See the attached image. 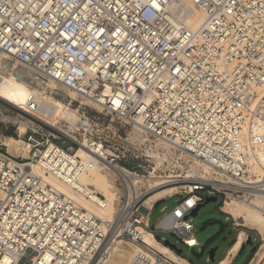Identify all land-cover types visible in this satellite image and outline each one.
<instances>
[{"label": "built area", "instance_id": "built-area-1", "mask_svg": "<svg viewBox=\"0 0 264 264\" xmlns=\"http://www.w3.org/2000/svg\"><path fill=\"white\" fill-rule=\"evenodd\" d=\"M183 3L204 17L196 30L171 19ZM1 59L69 92L45 90L77 118L37 92L17 110L30 126L16 136L22 154L0 143V264L29 251V264L105 263L108 223L34 167L66 185L112 167L153 183L146 194L174 186L164 200H182L154 231L188 248L197 243L190 215L207 197L223 207L264 196V0H0ZM116 185L122 236L147 247L136 229L150 232L154 204L132 205L125 179Z\"/></svg>", "mask_w": 264, "mask_h": 264}, {"label": "bare ground", "instance_id": "bare-ground-1", "mask_svg": "<svg viewBox=\"0 0 264 264\" xmlns=\"http://www.w3.org/2000/svg\"><path fill=\"white\" fill-rule=\"evenodd\" d=\"M172 21L176 26L180 23L184 24L190 30H196L202 23L204 17L197 8L192 4L183 3L180 4L174 11H172ZM21 72V73H20ZM40 80V79H38ZM55 85H51L46 81L41 80L36 86L31 82L29 74L26 71H18L14 64H10L5 59L0 60V101H3L19 110H25L28 96L32 93H40L39 102L49 105L54 108L58 113L62 111L65 117L75 120L77 115L74 112H67L63 110V106L60 101L55 99L53 96L45 93L46 89H51V92L58 90ZM264 86V85H263ZM37 87V88H36ZM70 94V93H69ZM71 95V94H70ZM72 96V95H71ZM4 120H8L7 117H2ZM16 121L18 119H15ZM19 134H23L26 128L30 126L28 122L19 121ZM259 133L264 132V124H261V128L258 129ZM7 147V152L13 154L14 150L23 153L24 151L21 142L16 139H9L4 144ZM83 150L78 153L79 156L83 157ZM97 160L98 157H94ZM100 160V159H99ZM261 164L264 166V158L260 159ZM103 168H96L87 173L80 175L78 180L74 181L72 185L64 184L60 178L52 175H45L41 168L34 167L33 172L42 177L47 183L52 185L58 191L69 196L75 203L84 208L92 216L101 219L104 223H108L107 238L104 244V250L106 251V259L104 264H166L158 261L156 253H173L165 246L160 244L153 236V234L142 227H137L139 232V238L147 247H143L137 243H131L133 245L135 252L131 255H126L123 251L116 247L115 244L121 243L117 242V238L120 233L124 230L122 221L124 215H116L115 201L119 190L116 185V181L123 177L126 181L127 190V200L130 204L136 203L139 199V183H144L138 177H130L122 174L120 169L108 168L105 171L110 172L111 178L108 175L101 177L106 174L103 173ZM196 170L190 172V176L195 174ZM163 184V183H160ZM157 185H155L156 187ZM153 188V187H151ZM96 190L101 192L97 193ZM175 188H167L161 191H156L145 203V208L150 209L152 204L158 200L164 198L175 192ZM101 196L98 197V195ZM119 197V196H118ZM106 198L105 201L101 199ZM264 196L261 194H256L254 201L256 203H261ZM118 200V199H117ZM192 202L189 200L184 203V207L188 208L191 206ZM223 212L232 216L234 220L241 221L243 225H250L259 227L264 232V217H262L258 212L244 209L238 205H234L230 201H226L223 206ZM147 213L146 211H144ZM176 212L172 213L171 216H175ZM144 216H146L144 214ZM170 216V217H171ZM144 223L147 220L143 221ZM244 233L241 232L237 236L234 244L229 250V254H235L240 248L244 241ZM159 254V253H158ZM179 259V258H178ZM230 259V258H229ZM228 257L224 258L220 264H228ZM181 262L186 263L184 259H179Z\"/></svg>", "mask_w": 264, "mask_h": 264}, {"label": "rangeland", "instance_id": "rangeland-1", "mask_svg": "<svg viewBox=\"0 0 264 264\" xmlns=\"http://www.w3.org/2000/svg\"><path fill=\"white\" fill-rule=\"evenodd\" d=\"M39 82H41V80L34 81L33 82L34 86H36V84H38ZM68 93L65 90H59L58 97L65 99ZM17 110L18 109L16 107H13L3 101H0V143H2L3 145L9 139L17 140L16 136H17V133L19 132L18 122L25 121L18 116ZM70 112H74V111H70ZM3 116L7 117L8 120H4L2 118ZM15 119H18V120L16 121ZM12 153L14 155L21 154L19 153V151H16V150H14ZM191 168L193 170H197V166L194 164L191 165ZM103 173H106V174L102 175L101 177L108 175V177L111 178L110 172L104 170ZM151 186H153V183H150L147 185L143 183H139V194H140L139 199H138V201H140L139 204H143V206H145V203L149 199V197L152 196L154 192H156L155 190L153 193H150V194L145 193V189ZM171 187L173 188L174 186H171ZM171 187H168V186L160 187L159 190L157 191H161V190L171 188ZM177 191L178 189L175 190V192ZM96 192L101 194L99 190H96ZM118 196L119 194L117 195V198L115 201L116 212H117V206L119 205V202H118L119 200H117ZM164 198L158 200L157 201L158 203L156 202L155 204L153 203L154 208L152 212L150 213L149 222H148L150 229H153L155 227L156 222L161 218L164 211L166 213V212H169L175 209L176 206L182 200L180 196H174L170 199L167 198L165 200ZM105 199L106 198H103L101 199V201H105ZM230 202L233 203L234 205H238L250 211H252L250 209L252 208L254 211L258 212L262 217H264V201H261V203H256L254 200L251 203H242L238 201H230ZM222 208H223L222 200L220 197H218L215 203H209L206 206L202 207L199 210L196 217H190L194 223V235L197 240V243L193 248H188L182 245L176 239V237L170 233H159L158 239H160L162 242H168L170 243V245L176 246L178 250H182L181 256L184 257L187 261L191 262L192 264H217V262L220 261L222 257L224 256L227 248L229 246L231 247L234 244L239 233L243 232L245 234L244 241L242 243L243 250L240 253L235 264H245L246 261H247V264H264V232L259 227L243 225L241 221H237L234 219H229V221H227L226 220L227 216L224 214L225 212L223 213ZM144 214L146 215L145 212L143 213V215ZM247 236L251 237L254 248H259L261 246L256 255H254L255 250L254 252L251 253V247L245 245ZM126 239H127L126 236L125 235L122 236V233H120L116 241L119 242L122 240L124 242L117 243L115 245L117 248H119L121 251H123L124 253H126V255L129 256L133 254L135 250H134L133 245L127 244L125 242ZM213 248H217V251L214 256V261L208 262L207 261L208 252L209 250ZM158 253L160 254L159 257H160L161 263L184 264V262H181L179 260V259H182V257L177 256L174 252H172L173 253L172 255H170V253H160V252ZM27 256L28 257L21 260L20 264H29V259L34 256V253L29 251Z\"/></svg>", "mask_w": 264, "mask_h": 264}, {"label": "water", "instance_id": "water-1", "mask_svg": "<svg viewBox=\"0 0 264 264\" xmlns=\"http://www.w3.org/2000/svg\"><path fill=\"white\" fill-rule=\"evenodd\" d=\"M216 201H217V197H207L206 200L202 204H200L196 209L193 210V212L190 215V217H196L198 212H199V210L202 207L206 206L209 203H215ZM163 243H164V246L168 247L177 256H181L182 250H178L176 248V246L170 245V243H168V242H163ZM245 245L251 247V253L254 252L255 248L253 246V243H252V240H251L250 236H247ZM216 251H217V248H213V249L209 250V252H208V262H213L214 261V256H215Z\"/></svg>", "mask_w": 264, "mask_h": 264}, {"label": "crops", "instance_id": "crops-1", "mask_svg": "<svg viewBox=\"0 0 264 264\" xmlns=\"http://www.w3.org/2000/svg\"><path fill=\"white\" fill-rule=\"evenodd\" d=\"M153 208H154V206H153ZM153 210V209H152ZM224 213V212H223ZM225 214V213H224ZM229 219H233V218H231V217H226V220L227 221H229ZM155 228V227H154ZM154 228L153 229H150V232H152L153 233V236L157 239V240H160V239H158V234H159V232H157V231H154ZM230 246L227 248V250H226V252H225V254H224V256L222 257V259L220 260V261H218L217 262V264H220V262L224 259V258H226V257H228V259H229V261H228V264H235L236 263V261H237V259H238V257H239V255H240V253L242 252V250H243V245L241 244V246H240V248L238 249V251L235 253V254H233V255H230L229 254V250H230ZM179 257H181V256H179ZM183 259V258H182ZM185 261H186V263H188V264H192L191 262H189V261H187L186 259H184ZM207 261H208V259H207ZM245 264H247V261L245 262Z\"/></svg>", "mask_w": 264, "mask_h": 264}, {"label": "trees", "instance_id": "trees-1", "mask_svg": "<svg viewBox=\"0 0 264 264\" xmlns=\"http://www.w3.org/2000/svg\"><path fill=\"white\" fill-rule=\"evenodd\" d=\"M182 257V256H181ZM183 259H185L184 257H182Z\"/></svg>", "mask_w": 264, "mask_h": 264}]
</instances>
